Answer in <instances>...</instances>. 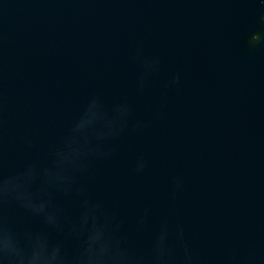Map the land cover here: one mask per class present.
<instances>
[{"label": "water", "instance_id": "95a60500", "mask_svg": "<svg viewBox=\"0 0 264 264\" xmlns=\"http://www.w3.org/2000/svg\"><path fill=\"white\" fill-rule=\"evenodd\" d=\"M0 264H264V0H0Z\"/></svg>", "mask_w": 264, "mask_h": 264}]
</instances>
